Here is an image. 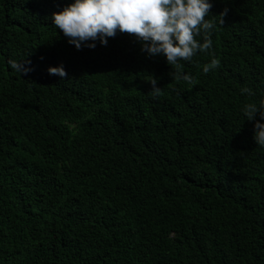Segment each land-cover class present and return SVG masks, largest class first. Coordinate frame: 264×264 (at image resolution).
I'll use <instances>...</instances> for the list:
<instances>
[{
  "label": "trees",
  "instance_id": "obj_1",
  "mask_svg": "<svg viewBox=\"0 0 264 264\" xmlns=\"http://www.w3.org/2000/svg\"><path fill=\"white\" fill-rule=\"evenodd\" d=\"M70 2L0 0V264H264V147L241 111L264 99V0H212L211 54L181 62L195 86L129 33L77 49L51 21Z\"/></svg>",
  "mask_w": 264,
  "mask_h": 264
},
{
  "label": "clouds",
  "instance_id": "obj_2",
  "mask_svg": "<svg viewBox=\"0 0 264 264\" xmlns=\"http://www.w3.org/2000/svg\"><path fill=\"white\" fill-rule=\"evenodd\" d=\"M212 7V0H71L51 15V21L77 49H94L97 42L107 46L109 38L118 32L132 34L149 56L166 58L175 69L173 78L195 86V77L184 70L181 62H191L198 53L211 54L217 23L223 24L228 12L225 8L218 14L219 21L212 20L208 18L213 15ZM9 64L19 74L33 70L25 57L10 59ZM219 66L220 60L213 57L202 71L207 74ZM48 71L51 75L68 76L63 63L49 66ZM149 80L153 95L159 96L157 78ZM241 93L257 96L251 87L241 88ZM241 111L245 119L254 121V139L264 147V99L245 103Z\"/></svg>",
  "mask_w": 264,
  "mask_h": 264
}]
</instances>
